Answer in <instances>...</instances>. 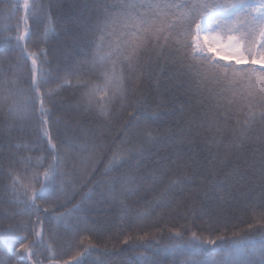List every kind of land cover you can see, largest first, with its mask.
Wrapping results in <instances>:
<instances>
[{
	"label": "trees",
	"instance_id": "obj_1",
	"mask_svg": "<svg viewBox=\"0 0 264 264\" xmlns=\"http://www.w3.org/2000/svg\"><path fill=\"white\" fill-rule=\"evenodd\" d=\"M28 2L31 5L33 0ZM112 2L35 0L37 4L50 5L48 10L51 16L41 13L38 19L29 20L27 30L32 32V41L26 45L27 52L37 59V76L41 71L51 73L50 79L58 81L50 83L41 95L58 88L61 83L64 86L50 102L45 98V107L49 111L48 125H42L39 101L24 117L8 115V106H0V264H36V260L40 264H77L78 260H82L83 264H214L224 260L228 264L232 260L248 259L253 264H259V249L264 243V225L258 222V213L264 208L261 203L262 181L259 169H253L250 164L258 162L264 151V145L256 139L260 129L257 128L253 139L243 146L229 148L226 143H213L214 139L221 140L220 134L209 131L208 127H201V118L205 113H212L216 102L211 94L213 85L199 84L201 92L197 93V85L185 73L177 75L178 66L162 59L159 66L153 62L150 70L142 75L137 74L139 79L129 81L128 86L132 90L127 100L110 109V118L98 119L77 109L83 81L73 76L65 78V70L72 67L87 69L84 57L89 55L90 41L94 37L88 34L82 40L73 42L69 32L85 33L93 27L96 5ZM249 2L257 3L258 0ZM24 3L25 0H0V95L11 87L7 83L11 79L9 69L18 62L24 67L22 80L16 87L27 88L31 82L32 57L25 53L24 59L19 60L25 40H17V36L23 35L26 30L23 22L26 15ZM49 28H53L54 33L45 36ZM137 98L144 106L141 115L154 117L150 122L151 130L159 138L143 163L147 167H154L155 162L179 156L192 166L190 169L181 167V176L192 175L193 171L199 173L190 190L194 195L186 194L183 200H178L179 206L174 204L171 208L157 209L155 215L141 221L135 212L125 213L111 202L102 186V181L109 177L99 174L83 190L88 198L78 211L75 206L81 204L80 197L68 203L67 207H60L65 200L58 189L44 200L37 201L38 210L27 212L13 201L10 192H5V186L10 183L7 175L10 163L21 174L28 169L30 176L36 170L32 165L37 160H53L49 155L52 149L43 135L42 127L48 130L52 143L60 153L61 173H68L72 179L73 169L81 172L85 169L80 156L76 152L69 153L63 144V140L74 134L65 130L71 128L83 133L104 135L105 143H111L131 119V114L137 108ZM235 119L232 118L233 122ZM27 157L32 158L31 164L17 165L16 161ZM44 167H47L46 163ZM43 170L39 169L41 180ZM87 171L89 177L93 175L90 169ZM57 184L60 185L61 181L58 180ZM36 187L38 189L39 185ZM162 194L160 189L148 191L145 186L127 203L134 209L144 211L147 204L156 203ZM193 199L200 201V204L196 214L189 215L184 201ZM13 213L21 214L13 216ZM66 214H70L67 219H58ZM5 215L8 219H4ZM84 220L89 221L87 228L92 231L82 230L70 244L69 240L75 235L70 228L80 224L84 229L85 225L81 223ZM93 221L96 223H91ZM10 226L24 230L13 234ZM33 226L41 231L44 244L34 249L36 255L30 260L13 235L27 236L31 243L38 239L33 234ZM176 231L185 233L183 240L172 238ZM144 232L150 235L140 239ZM193 232L198 239L205 241L203 246H186ZM221 234L225 238L224 244L219 240L217 245L206 243L209 238L215 239ZM242 237H247L250 242L245 243L244 253L227 255L229 242ZM125 239H128V243H124Z\"/></svg>",
	"mask_w": 264,
	"mask_h": 264
},
{
	"label": "snow or ice",
	"instance_id": "obj_2",
	"mask_svg": "<svg viewBox=\"0 0 264 264\" xmlns=\"http://www.w3.org/2000/svg\"><path fill=\"white\" fill-rule=\"evenodd\" d=\"M24 8L26 15L23 22L26 30L23 35L17 36V40H25V48L19 60L24 59L25 53L32 57L31 82L27 88L16 87L22 80L24 65L18 62L10 68L11 79L7 83L11 87L0 95V106H8V115L24 117L39 101L42 125H48L49 111L45 107V98L50 102L64 85L61 83L58 88H52L41 95L50 83L58 81L50 79L51 73L41 71L37 76V59L27 52L26 45L32 41V32L27 30L29 20L38 19L41 13L50 17V5L37 4L35 0L29 5L28 0H25ZM96 8L93 27L85 33L69 32L73 42L82 40L88 34L94 37L90 41L89 55L84 57L87 69L72 67L65 70V78L73 76L83 81L76 104L79 111L98 119L110 118V109L127 100L132 90L128 86L131 79H139L137 74L142 75L150 70L153 62L159 66L162 59L170 60L179 67L177 75L185 73L197 85V93L201 92L199 84L213 85L211 94L216 100L213 111L211 114L205 113L201 118L202 128L208 127L209 131L221 136L220 141L214 139L213 143H226L229 148L243 146L253 139L259 128L260 135L256 139L264 145V0H258L257 3L249 0H113L112 3L97 4ZM49 22L52 23L51 20ZM49 33H54V29L46 30L45 36ZM225 60L228 62L225 63ZM41 63L44 61L41 60ZM143 107L137 98V108L131 114V119L111 143H105L104 135L83 133L71 128L65 130L73 131L74 134L63 140V144L69 153L76 152L80 156L81 165L85 169L82 172L73 169L72 179L68 173H61L60 153L52 143L48 130L42 127L43 135L52 149L49 155L53 160H37L32 165L36 170L30 176L28 169H24L21 174L10 163L7 173L10 183L5 186V192H10L13 201L27 212L38 210L37 201L44 200L58 189L65 200L60 207H67L68 203L80 197L81 204L75 206L78 211L88 198L83 190L99 174L109 177L102 181V186L111 202L125 213L135 212L141 221L151 218L157 209L171 208L174 204L179 206L178 200H183L186 194L194 195L190 190L199 173L193 171L192 175L181 176V167L190 169L192 166L179 156L155 162L154 167H147L143 163L145 156L159 140L151 130L150 122L154 117L149 114L142 116ZM233 117H236L234 122ZM12 159L15 160V157ZM31 161L32 158L27 157L16 163L31 164ZM250 167L259 169L262 181L261 203L264 204V151L260 160L252 162ZM41 168L44 169L42 180ZM88 169L93 174L90 177ZM58 180L61 181L60 185L57 184ZM36 185H39L38 189ZM145 186L148 191L160 189L163 194L156 203H149L144 211H140L127 201ZM184 203L188 214L195 215L200 201L193 199ZM20 214L13 213V216ZM68 215L58 219L65 220ZM258 215V222L264 225V208L260 209ZM4 219H8V216L5 215ZM81 223L85 225L84 229H81L80 224L70 228L75 234L69 240L70 244L82 230L92 231L87 228L89 221ZM40 227L42 230V225ZM9 230L15 234L24 229L10 226ZM33 234L38 239L31 243L27 236L13 235L30 260L36 255L34 249L44 244L41 231H37L36 226H33ZM149 235V232H144L139 238L146 239ZM184 235V232L176 231L172 238L183 240ZM217 240L221 244L225 243L222 234L215 239L209 238L206 243L217 245ZM246 242H249L247 237L230 241L226 254L242 255ZM124 243H128V239ZM197 244L203 246L205 241L198 239L193 232L186 246L195 247ZM259 254V264H264V243ZM36 264H40L39 260H36ZM77 264H83V261L78 260ZM214 264H225V261L220 260ZM228 264H253V261L232 260Z\"/></svg>",
	"mask_w": 264,
	"mask_h": 264
},
{
	"label": "rangeland",
	"instance_id": "obj_3",
	"mask_svg": "<svg viewBox=\"0 0 264 264\" xmlns=\"http://www.w3.org/2000/svg\"><path fill=\"white\" fill-rule=\"evenodd\" d=\"M224 62H225V63H227L228 61H227V60H225Z\"/></svg>",
	"mask_w": 264,
	"mask_h": 264
}]
</instances>
